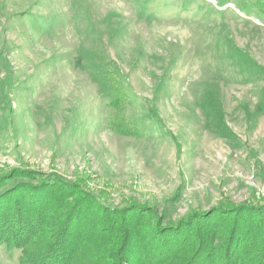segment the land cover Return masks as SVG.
<instances>
[{"label":"rangeland","instance_id":"rangeland-1","mask_svg":"<svg viewBox=\"0 0 264 264\" xmlns=\"http://www.w3.org/2000/svg\"><path fill=\"white\" fill-rule=\"evenodd\" d=\"M57 176L144 227L263 206L264 0H0V194Z\"/></svg>","mask_w":264,"mask_h":264},{"label":"trees","instance_id":"trees-1","mask_svg":"<svg viewBox=\"0 0 264 264\" xmlns=\"http://www.w3.org/2000/svg\"><path fill=\"white\" fill-rule=\"evenodd\" d=\"M109 77L110 105L119 106L121 89ZM26 184L0 194V245L19 250L21 264H264V205L144 227L143 208L112 211L61 177ZM230 212L229 222L216 221Z\"/></svg>","mask_w":264,"mask_h":264}]
</instances>
